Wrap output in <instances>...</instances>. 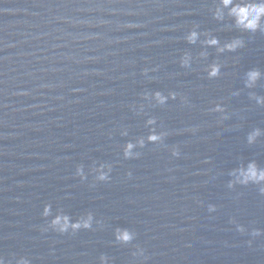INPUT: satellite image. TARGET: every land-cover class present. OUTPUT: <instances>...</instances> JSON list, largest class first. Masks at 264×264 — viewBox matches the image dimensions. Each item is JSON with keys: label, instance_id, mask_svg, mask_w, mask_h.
I'll list each match as a JSON object with an SVG mask.
<instances>
[{"label": "water", "instance_id": "water-1", "mask_svg": "<svg viewBox=\"0 0 264 264\" xmlns=\"http://www.w3.org/2000/svg\"><path fill=\"white\" fill-rule=\"evenodd\" d=\"M231 7L0 0V264H264V31Z\"/></svg>", "mask_w": 264, "mask_h": 264}, {"label": "clouds", "instance_id": "clouds-1", "mask_svg": "<svg viewBox=\"0 0 264 264\" xmlns=\"http://www.w3.org/2000/svg\"><path fill=\"white\" fill-rule=\"evenodd\" d=\"M221 3L224 7H228L229 5H232V7L229 9V15L234 17L235 23L238 27L246 29L251 32H255L257 30L264 31V25H262L261 21L262 18H264V0H259L258 3H243V4H233V0H221ZM195 34L193 33L192 36L189 37V40H192L194 38ZM209 44H216V40H210L208 41ZM242 46V41L235 40L227 45L225 47L228 50H234L236 47ZM216 69L213 68L211 71V75H215ZM258 73L251 72L249 74V81H253L256 79ZM159 94H157L158 96ZM257 133H253L249 136V141L251 142L254 138V136ZM151 140L157 139V137L152 136L150 137ZM130 147V145H129ZM240 176L243 178L242 183H246L248 181L253 182H260L264 181V170L257 169L256 165L254 163H250L247 166L246 170L240 171ZM104 177H101L103 179ZM47 207L45 208V214H47ZM54 225L60 226V231H64L69 227L67 217H57L53 222ZM80 224L72 225L73 228L80 227ZM84 227H87V222H84ZM254 235H259V232H255ZM127 239V236L124 237Z\"/></svg>", "mask_w": 264, "mask_h": 264}]
</instances>
